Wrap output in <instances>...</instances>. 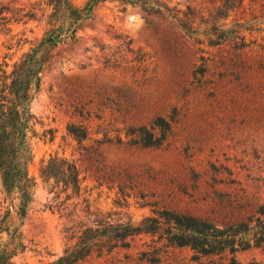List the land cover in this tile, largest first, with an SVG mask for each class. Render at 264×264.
Here are the masks:
<instances>
[{
	"label": "rangeland",
	"instance_id": "1",
	"mask_svg": "<svg viewBox=\"0 0 264 264\" xmlns=\"http://www.w3.org/2000/svg\"><path fill=\"white\" fill-rule=\"evenodd\" d=\"M167 1L183 9L190 3L208 18L226 0ZM55 3L0 0V63L8 71L57 24ZM226 18V25L245 23L246 46L200 43L169 15L106 2L80 23L75 38L41 47L48 60L31 104L28 170L36 187L26 216L18 215V200L6 193L0 175V249L14 264L56 260L76 242L66 230L94 222L91 212L133 223L164 209L220 225L259 216L264 0H244ZM159 117L170 123L168 132L155 123ZM56 154L76 161L78 193L62 192L61 184L41 176L43 163ZM129 241L78 264L230 263L220 256L194 261L190 247L168 246L160 233ZM238 258L264 263V249Z\"/></svg>",
	"mask_w": 264,
	"mask_h": 264
},
{
	"label": "trees",
	"instance_id": "2",
	"mask_svg": "<svg viewBox=\"0 0 264 264\" xmlns=\"http://www.w3.org/2000/svg\"><path fill=\"white\" fill-rule=\"evenodd\" d=\"M106 2H118L123 8L138 6L148 14L169 15L200 43L207 41L208 45L216 46L237 40V45L246 46L245 23L225 24L229 11L241 6L244 0H226L217 8H212L208 18L190 3L183 9L180 2L172 5L167 0H85L83 5H78L75 0H56L57 24H53V29L39 46L28 51L10 71L0 63V175L6 193L13 200H18L14 205L20 217L26 216L36 187V180L28 170L31 160L29 134L34 131L35 119L31 104L40 90L41 72L48 60V49L41 47L46 44L55 46L75 38L80 23L91 17L98 5ZM220 12H224V22L218 20ZM230 26L236 29L231 30ZM155 123L165 125L166 132L171 129L170 123L163 117ZM141 130L147 129L142 127ZM71 132L79 134L72 129ZM164 138L153 145L161 144ZM40 172L45 180L61 184L62 192L78 193L81 189L80 170L73 159L52 155L43 163ZM155 213L139 223H133L115 221L110 212H91L95 221L84 227L67 229V234L71 232L70 238H76V242L67 246L56 260L46 264H78L95 252L110 253L117 248L128 247L129 239L139 234L160 233L168 246L190 247L194 261L220 256L229 258V264H242L238 258L240 253L253 248L264 249V205L259 209V216L225 225L174 210L164 209ZM12 257V254L0 249V264H14ZM249 264L264 263L252 261Z\"/></svg>",
	"mask_w": 264,
	"mask_h": 264
}]
</instances>
